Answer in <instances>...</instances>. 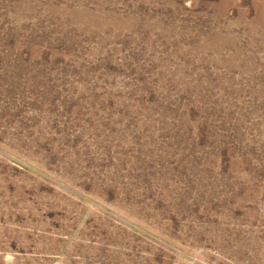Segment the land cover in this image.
Returning a JSON list of instances; mask_svg holds the SVG:
<instances>
[{
	"label": "rangeland",
	"instance_id": "1",
	"mask_svg": "<svg viewBox=\"0 0 264 264\" xmlns=\"http://www.w3.org/2000/svg\"><path fill=\"white\" fill-rule=\"evenodd\" d=\"M0 264H264V0H0Z\"/></svg>",
	"mask_w": 264,
	"mask_h": 264
}]
</instances>
